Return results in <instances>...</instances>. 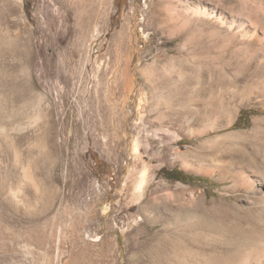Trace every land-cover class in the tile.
I'll use <instances>...</instances> for the list:
<instances>
[{
  "label": "rangeland",
  "instance_id": "rangeland-1",
  "mask_svg": "<svg viewBox=\"0 0 264 264\" xmlns=\"http://www.w3.org/2000/svg\"><path fill=\"white\" fill-rule=\"evenodd\" d=\"M263 69L264 0H0V264H196L263 245Z\"/></svg>",
  "mask_w": 264,
  "mask_h": 264
},
{
  "label": "bare ground",
  "instance_id": "bare-ground-1",
  "mask_svg": "<svg viewBox=\"0 0 264 264\" xmlns=\"http://www.w3.org/2000/svg\"><path fill=\"white\" fill-rule=\"evenodd\" d=\"M89 21V20H88ZM246 53V52H245ZM248 53V52H247ZM250 54V53H249ZM248 55V54H247ZM242 56V55H241ZM244 56V55H243ZM257 56V55H256ZM245 57V56H244ZM243 57V58H244ZM254 57H255V55H254ZM242 58V59H243ZM245 59V58H244ZM250 59V58H249ZM238 60H239V58H238ZM261 60V59H260ZM263 60V59H262ZM242 63H246V62H243V60H242ZM263 63V62H262ZM261 63V64H262ZM247 64V63H246ZM259 65H260V63H259ZM242 68V67H241ZM260 69H262V68H260ZM264 70V69H263ZM262 70V71H263ZM257 72H259V71H257ZM261 73V72H260ZM263 73V72H262ZM258 76H259V73H258ZM261 76V75H260ZM260 78V77H259ZM255 84V83H254ZM257 84V83H256ZM253 87V86H252ZM257 87V86H256ZM259 90L261 91V94L264 96V79H263V82L261 83V85H259ZM19 90V89H18ZM253 90V89H252ZM251 92V91H250ZM18 93V92H17ZM256 94V93H255ZM262 100V99H261ZM234 110V109H233ZM229 117H228V119H227V121L224 123V124H221V125H217V126H215V127H213V129H220V128H222V127H227V126H230V125H232L233 124V122H234V119H233V113H228L227 114ZM229 136H231V134L229 135ZM227 137H228V135H227ZM39 142V141H38ZM39 144L40 145H44V142L43 141H40L39 142ZM38 146V145H37ZM15 147H17V146H15ZM14 147V148H15ZM44 147H45V145H44ZM43 147V148H44ZM45 149V148H44ZM14 151H15V156L17 157V159H20V161H23V160H21V159H23L22 158V156H20L21 154V152H20V150H19V148L17 147L16 149H14ZM20 152V153H19ZM18 161V160H17ZM23 163H24V161H23ZM36 164H37V161L35 160L34 161V159L33 160H28V161H26L25 162V164H24V166H23V178L25 179V181H28L31 185H32V187H34V189L36 190V192L37 193H43V191H44V186H43V184H42V182H41V180L37 177V175H36V171H35V168L37 169V166H36ZM39 165V164H38ZM252 169H253V167H252ZM261 170V169H260ZM228 171V170H227ZM254 171V170H253ZM239 172V171H238ZM237 172V173H238ZM238 176V175H237ZM237 176H233L234 177V181L235 182H237L238 181V178L239 177H237ZM261 176V175H260ZM264 177V176H263ZM240 178H241V180H243V185H245L248 189H252L253 187H254V185L256 184V180H254V179H251L250 177H249V175H246V172L244 171H242L241 172V174H240ZM264 181V180H263ZM23 184V183H22ZM239 184V183H238ZM234 185V184H233ZM20 189V188H19ZM244 189V188H243ZM11 191H14V190H11ZM17 191V190H16ZM19 192H21V190H18L17 192H15L14 191V195L15 196H17L18 197V193ZM19 194H21V193H19ZM170 194V193H169ZM169 196H173V195H169ZM20 199V198H19ZM18 199V201H21V200H19ZM17 200V199H16ZM163 203H166L167 205H168V202H165V201H163ZM158 204V203H157ZM155 205L154 204V206L155 207H157L158 205ZM153 205V203H151L150 201L149 202H147V203H145L143 206H142V210L143 211H145V212H149V210H150V208H152L151 206ZM156 213H158L157 215L155 214V215H153V217H150V216H146L147 217V219H148V221H149V223H151V225H156V224H158V223H160V222H164V220H165V218L163 217V214L159 211V210H156ZM165 214V213H164ZM169 216V215H168ZM189 218V217H188ZM217 218V217H216ZM146 219V220H147ZM168 219V218H167ZM179 220V219H178ZM146 224V223H145ZM141 225V224H140ZM167 225H164L163 227V229H165L166 230V228H168V226L166 227ZM171 226V225H170ZM144 227V226H143ZM143 227L142 228H140V227H138L137 228V234L139 235V234H142V233H145L147 236H150L149 238L150 239H152V240H155V241H157V242H159L158 244H162V245H165L170 239H168L169 238V236L168 237H166V236H162V235H164V234H162V233H164V232H162V233H157V232H155L154 231V229L153 228H148L147 226L143 229ZM177 228V227H176ZM164 230V231H165ZM160 231V230H159ZM167 231V230H166ZM204 232V231H203ZM184 233V232H183ZM178 234V236H176V238L178 237V240L180 241V239L182 240H184L185 241V239L188 237V234ZM201 232H199V234H200ZM210 233V232H209ZM165 234H166V232H165ZM202 234V233H201ZM204 234V233H203ZM137 235V236H138ZM169 235H172V234H170L169 233ZM185 235L187 236L185 239L184 238H182V237H185ZM190 235H191V233H190ZM206 235V234H205ZM137 236H135L136 238H137ZM173 236V235H172ZM192 236V235H191ZM198 236V235H197ZM197 236L195 237V238H197ZM171 237V236H170ZM190 237V236H189ZM199 237H200V235H199ZM204 237V236H203ZM217 237V236H216ZM172 238V237H171ZM193 238V237H192ZM190 238L191 240H193V239H195V238ZM176 240V239H175ZM225 240V239H224ZM177 241V240H176ZM190 241V240H189ZM259 241V240H258ZM156 242V243H157ZM195 242V241H194ZM257 242V241H256ZM261 242V241H260ZM178 243V242H177ZM257 243H259V242H257ZM257 243H256V245H254V246H252L250 249H247V251H243V252H241V251H236L234 254H232V255H230V256H228V257H226V258H219L218 257V255H217V257H215L216 259L218 258V260H216L215 259V261H214V259H213V261L212 262H210V260H209V262H205L204 263V261H206V258H205V260L203 261V262H201V261H196L195 262V260L194 259H192L193 260V262H195L196 264H264V244L263 245H257ZM175 244V243H174ZM262 244V243H261ZM148 245V244H147ZM157 245V244H156ZM168 245H169V243H168ZM172 245V244H171ZM179 245V244H178ZM182 245H185V244H182ZM138 246V245H137ZM141 246V245H140ZM170 246V245H169ZM186 246H188V245H186ZM195 246V245H194ZM215 247V246H214ZM140 248V247H139ZM186 248V247H185ZM191 248V247H190ZM147 249H149V248H147ZM150 249H152L153 250V248H151L150 247ZM222 249V248H221ZM166 249H161V246H160V249H157L156 251H154L153 252V254H152V256H149V257H151V259L153 260L154 258L156 259V257H157V259L158 258H161V257H163V254H164V251H165ZM174 250V249H173ZM150 250H148V252H149ZM170 251H171V249H170ZM169 251V252H170ZM175 255H174V259H177V258H179V257H177V252L179 253V248H177V247H175ZM182 252V251H181ZM189 253H190V251H189ZM136 254V253H135ZM138 254V253H137ZM151 254V253H150ZM183 254V253H182ZM219 254V253H218ZM166 255L168 256L169 254H167L166 253ZM214 255V254H213ZM137 256V255H136ZM138 256H140L139 254H138ZM180 256V255H179ZM195 256H196V254H195ZM215 256V255H214ZM214 256H212V258L214 257ZM142 257V256H141ZM184 257V256H183ZM200 257V256H199ZM185 258V257H184ZM183 258V259H184ZM189 258V257H188ZM204 258V257H203ZM135 256L134 255H131L130 257H129V264H134V262H135ZM138 259V260H137ZM136 259V261H140L141 260V258H140V260H139V257ZM154 259V260H155ZM162 259V258H161ZM173 259V260H174ZM182 259V260H183ZM190 259V258H189ZM189 259H187V261L189 260ZM199 259V258H198ZM208 259H210L209 257H208ZM207 259V260H208ZM142 260H143V258H142ZM178 260V259H177ZM176 260V261H177ZM202 260V259H201ZM144 261V260H143ZM180 261V260H179ZM141 262V261H140ZM145 262H147V261H144V263ZM150 263H152V262H150ZM156 263H159V261L157 260V262ZM166 263V262H165ZM188 263H190L189 261H188ZM152 264H154V263H152ZM159 264H161V262L159 263ZM164 264V263H163ZM180 264V263H179ZM193 264V263H192Z\"/></svg>",
  "mask_w": 264,
  "mask_h": 264
},
{
  "label": "trees",
  "instance_id": "trees-1",
  "mask_svg": "<svg viewBox=\"0 0 264 264\" xmlns=\"http://www.w3.org/2000/svg\"><path fill=\"white\" fill-rule=\"evenodd\" d=\"M235 125H237V123H236ZM177 172H178V170L173 171L174 174H177V176H173V177H172L173 179H184L183 176H188V175H187L186 173H184L183 171H179V173H177ZM180 172H182V173H180ZM178 174H180V175H178ZM183 174H184V175H183Z\"/></svg>",
  "mask_w": 264,
  "mask_h": 264
}]
</instances>
